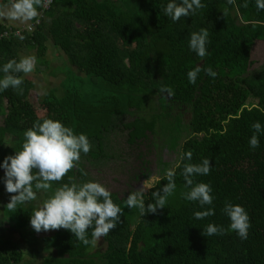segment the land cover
<instances>
[{
  "label": "trees",
  "instance_id": "obj_1",
  "mask_svg": "<svg viewBox=\"0 0 264 264\" xmlns=\"http://www.w3.org/2000/svg\"><path fill=\"white\" fill-rule=\"evenodd\" d=\"M256 41L264 0H52L32 33L0 38V171L15 187L0 219V264H264ZM49 43L83 74L60 97H40L21 66L34 56V71L49 70L37 64ZM126 114L129 144L165 136L178 163L145 194L96 193L82 186L78 157L94 155L83 143L96 141L100 155L105 131ZM8 226L50 234L23 252Z\"/></svg>",
  "mask_w": 264,
  "mask_h": 264
},
{
  "label": "rangeland",
  "instance_id": "obj_2",
  "mask_svg": "<svg viewBox=\"0 0 264 264\" xmlns=\"http://www.w3.org/2000/svg\"><path fill=\"white\" fill-rule=\"evenodd\" d=\"M58 50H55L49 43L47 56L37 60L39 66L44 69L49 68V70L43 71L44 73L34 71V65L32 64H27L24 69L27 72H32L33 70V73H28L29 75H24V77L34 85L35 91L40 97H43L49 91H54L60 97L63 95L66 86L70 85L77 88L80 83V78H77V76H83L82 73L74 72L63 53H59ZM250 59L252 61L251 70H255L264 64L263 42H255ZM44 62L46 63L44 64ZM75 73H78V75ZM182 111V120L186 124L190 120V114L184 112L183 109ZM133 119L134 117L131 114H126L113 120L112 125L103 135L100 155H97L99 149L96 141L90 140L83 143L85 149H88L94 155L78 157V162L83 166L85 176L82 186L92 188L96 193H115L119 198L136 196L148 191L147 180L160 175V171L165 168V164L169 162H176L177 164L178 152L169 149L171 142L167 141L165 136L156 137L149 135L147 140L136 145L127 142L128 132L124 125ZM171 170L173 169L171 168L169 171ZM77 192L75 195L78 196L81 190L78 189ZM73 197L74 199L71 202L76 203L78 201L77 197ZM44 199L45 196L42 192H38L33 196V207L35 210L44 204ZM97 228L99 229V234L94 241V247L102 246L100 223ZM49 234L31 231L30 229L16 230L14 226L6 227L7 238L15 242L23 252L29 250L27 241ZM39 261V259H35L33 262L38 263Z\"/></svg>",
  "mask_w": 264,
  "mask_h": 264
},
{
  "label": "crops",
  "instance_id": "obj_3",
  "mask_svg": "<svg viewBox=\"0 0 264 264\" xmlns=\"http://www.w3.org/2000/svg\"><path fill=\"white\" fill-rule=\"evenodd\" d=\"M39 14V9L34 0H20L18 3L1 2L0 1V23L6 28H21L30 22ZM26 61L27 64L36 65L34 56L22 57L21 62ZM25 70V75H29ZM44 73V72H41ZM2 125V118L0 117V126ZM7 135L6 141H10ZM15 196V187L8 179L4 171H0V219H2L3 207L10 203ZM9 227V226H8Z\"/></svg>",
  "mask_w": 264,
  "mask_h": 264
},
{
  "label": "built area",
  "instance_id": "obj_4",
  "mask_svg": "<svg viewBox=\"0 0 264 264\" xmlns=\"http://www.w3.org/2000/svg\"><path fill=\"white\" fill-rule=\"evenodd\" d=\"M51 3H52V0H43L42 10L35 17V19L32 22H30L29 24H27L21 28H7L5 31H3L0 34V38H9L11 35L12 36H20L23 32L32 33L35 26L39 23V20L42 16V11L47 10L49 8V6L51 5ZM21 66L23 69H25L27 66V62L22 61Z\"/></svg>",
  "mask_w": 264,
  "mask_h": 264
},
{
  "label": "flooded vegetation",
  "instance_id": "obj_5",
  "mask_svg": "<svg viewBox=\"0 0 264 264\" xmlns=\"http://www.w3.org/2000/svg\"><path fill=\"white\" fill-rule=\"evenodd\" d=\"M177 151V150H176ZM178 152V151H177ZM177 163H178V161H177ZM177 164H176V162L175 163H171V162H169V163H167V164H165V168L163 169V170H165V173L166 172H169V170L172 168H174L175 166H176ZM163 170H161L160 171V173H163ZM159 176V175H158ZM158 176H156L155 178H153V179H148L147 180V185H148V187H151L154 183H155V181H156V179L158 178ZM142 194H145V193H142Z\"/></svg>",
  "mask_w": 264,
  "mask_h": 264
},
{
  "label": "water",
  "instance_id": "obj_6",
  "mask_svg": "<svg viewBox=\"0 0 264 264\" xmlns=\"http://www.w3.org/2000/svg\"><path fill=\"white\" fill-rule=\"evenodd\" d=\"M150 189V187H148V190Z\"/></svg>",
  "mask_w": 264,
  "mask_h": 264
}]
</instances>
